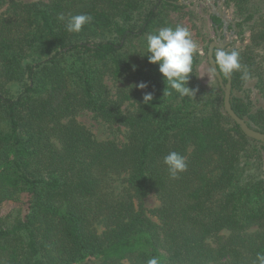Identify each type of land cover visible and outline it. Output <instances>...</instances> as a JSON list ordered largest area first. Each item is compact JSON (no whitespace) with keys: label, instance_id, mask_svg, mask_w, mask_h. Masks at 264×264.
Instances as JSON below:
<instances>
[{"label":"trees","instance_id":"16d2710c","mask_svg":"<svg viewBox=\"0 0 264 264\" xmlns=\"http://www.w3.org/2000/svg\"><path fill=\"white\" fill-rule=\"evenodd\" d=\"M179 1L0 0V264H251L264 252V142L226 112L217 78L197 79L198 52L184 97L144 55L163 27L202 38L193 3ZM249 1L225 0L243 44L225 48L242 65L231 103L264 133V108L247 94L264 98V12ZM60 14L92 21L72 33ZM83 111L124 138H98ZM171 151L188 165L176 179L163 163ZM150 195L160 204L147 210Z\"/></svg>","mask_w":264,"mask_h":264},{"label":"clouds","instance_id":"9594fccd","mask_svg":"<svg viewBox=\"0 0 264 264\" xmlns=\"http://www.w3.org/2000/svg\"><path fill=\"white\" fill-rule=\"evenodd\" d=\"M58 20H66V30L72 33H79L86 24L91 23L92 17L89 14L58 16ZM148 61L159 65V72L162 74L166 83V89L175 91L180 96H191L195 94L193 88L188 86L192 73L193 55L197 52L198 45L192 39L190 30L183 25L160 28L156 33H150L147 38ZM142 55V54H141ZM212 59L214 60L216 71L223 77L231 78L234 72L241 71L242 65L237 50L227 51L224 47H216L212 50ZM135 68V66H134ZM242 80L248 79V74L243 73ZM140 89L148 87L146 82H140L136 85ZM164 91V95L169 93ZM153 100L152 93H145L144 102L150 103ZM163 163L171 178H178L180 173L187 170L186 158L176 151H171L164 156ZM147 264H161L158 257H151ZM251 264H264V252H257L255 259Z\"/></svg>","mask_w":264,"mask_h":264},{"label":"rangeland","instance_id":"374dc122","mask_svg":"<svg viewBox=\"0 0 264 264\" xmlns=\"http://www.w3.org/2000/svg\"><path fill=\"white\" fill-rule=\"evenodd\" d=\"M11 0H5V3L10 2ZM23 2H48L49 0H20ZM223 0H217L216 3L220 4ZM193 4L190 8L195 13V23L197 25V29L200 32L202 38L196 37L195 33H192V39L197 43L198 49L197 52L200 54L201 60L197 66L195 76L200 81V83L205 87H211L216 84V77L211 68L208 59V49L210 43L213 40H217V34L214 26L212 25L211 15L213 13V8L211 4L207 0H193ZM7 4L4 5L6 7ZM245 7H247L251 11H255L257 13L264 12V0H250ZM226 11L229 17L237 22V16H235L234 8L227 7ZM229 40V39H227ZM249 41V36L246 35V42ZM243 44L240 42V36L236 34L234 36V40L227 46L228 48H234L235 46H242ZM226 47V48H227ZM110 85H118L115 82L109 81ZM251 81V85H252ZM248 87V86H247ZM16 89V88H15ZM251 96V99L256 107L264 108V98L260 95V93H247ZM79 119L85 123L94 134L100 139L106 138H116L122 140L124 138L123 128H119L117 125H111L109 123L104 122L100 118L96 117L91 111H83L79 114ZM160 201L156 195H150L144 200V206L147 210L155 209L159 206ZM15 204L8 203L4 208V212L11 210ZM91 264V263H89Z\"/></svg>","mask_w":264,"mask_h":264},{"label":"water","instance_id":"95a60500","mask_svg":"<svg viewBox=\"0 0 264 264\" xmlns=\"http://www.w3.org/2000/svg\"><path fill=\"white\" fill-rule=\"evenodd\" d=\"M212 8H213V13L216 14L217 16H219L224 23V27H223V32L224 34L228 32V27L230 24L233 25V31L228 33L229 36V40L227 39H219L218 40H213L208 48V59H209V63L211 65V68L215 74V77L217 78L220 86L222 87L224 93H225V99H224V106H225V110L226 112L229 114V116L240 126V128L242 129V131L250 138L256 139L258 141L264 142V133L260 132L258 130H255L254 128H252L251 126H249V124L247 123V121L240 117L235 110L232 108V103H231V94H232V78H228V81L225 82L224 78L222 75L218 74V72L216 71V66L214 63V60L212 59V50L216 47H224L226 48L233 40H234V36L236 34V22L234 20H232L227 11H226V4H225V0L222 1V3L217 4L216 0H207ZM192 3L193 0H188V1H184V0H180L179 2L176 3ZM217 32L219 34L222 33V30L220 28L217 27Z\"/></svg>","mask_w":264,"mask_h":264},{"label":"flooded vegetation","instance_id":"af4514ba","mask_svg":"<svg viewBox=\"0 0 264 264\" xmlns=\"http://www.w3.org/2000/svg\"><path fill=\"white\" fill-rule=\"evenodd\" d=\"M223 27H224V24H223L222 27L220 28V29L222 30V33H221V34H219V33L217 32V28L215 29L216 34H217V40L219 39V37H220V39H229L228 33H230V32L233 31V25H232V24L229 25V27H228V32L225 33V34H224V32H223Z\"/></svg>","mask_w":264,"mask_h":264}]
</instances>
